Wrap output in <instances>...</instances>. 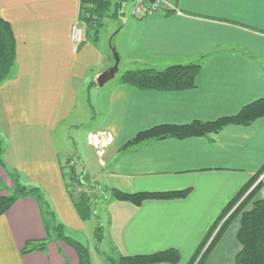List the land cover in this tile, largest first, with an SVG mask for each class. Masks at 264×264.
Wrapping results in <instances>:
<instances>
[{
	"label": "crops",
	"instance_id": "crops-1",
	"mask_svg": "<svg viewBox=\"0 0 264 264\" xmlns=\"http://www.w3.org/2000/svg\"><path fill=\"white\" fill-rule=\"evenodd\" d=\"M116 2L122 3L112 18L124 16L113 39L120 37L115 48L124 68L100 86L99 75L115 59L108 35L87 22L83 42L71 41L79 0H0L17 53L13 76L0 85V197L12 192L11 172L17 171L22 184L42 190L65 234L89 249L82 234L86 221L70 196L63 168H80L86 179L127 193L189 189L184 198L141 205L106 200L116 255L175 249L181 256L176 264H189L225 208L264 167V115L217 133L127 143L157 125L211 122L264 99V0H176L175 9L144 18L130 10L127 15L126 0ZM192 63L202 67L191 89H141L121 81L129 70ZM91 123L85 130L88 145L97 156L90 138L105 147L97 164L79 147L80 127ZM70 136L76 166L69 158L65 162ZM263 197L264 188L256 199ZM240 227L238 215L203 264H235L242 250ZM45 240L44 249L23 252L29 241ZM0 264L80 262L76 250L47 228L38 200L24 196L0 217Z\"/></svg>",
	"mask_w": 264,
	"mask_h": 264
},
{
	"label": "trees",
	"instance_id": "trees-1",
	"mask_svg": "<svg viewBox=\"0 0 264 264\" xmlns=\"http://www.w3.org/2000/svg\"><path fill=\"white\" fill-rule=\"evenodd\" d=\"M89 2L92 6L88 11L92 17H95V19L87 18L86 22L95 26L96 29H98V27L102 25L103 20L109 16L111 6L113 5L116 10L114 12L115 15L119 12L122 3L116 2L115 4H112V0H89ZM16 56V39L11 24L0 15V85L13 76L16 67ZM201 67V63H192L186 65H170L164 69L146 68L129 70L122 75L121 81L133 84L141 89L165 91L191 89L196 87V78L201 71ZM263 115L264 99H259L246 105L238 114L221 117L215 121H195L191 124L184 125H157L153 128L139 132L127 143V147L152 139L205 135L212 132L217 133L229 124L248 125ZM2 153L3 148L0 144V164L4 166ZM72 159L73 158L70 157L69 161ZM263 173L264 167L246 184L236 198L225 208L223 214L195 252L189 264H203L224 229L238 215H241V227L238 233V239L242 245V250L237 255L235 264H264V198L254 200L257 193L264 185V182L262 181L258 184L256 183ZM11 176L13 178L14 188L11 193L0 197V217L3 216L18 199L24 196H33L38 200L41 206H46L47 213L50 217L49 221H46L47 228L49 227L50 229L51 226L52 230L57 232L56 234L61 240L71 245L76 250L80 264H92L88 248L81 242L65 234L64 225L57 221V216L53 212L42 190L37 186H26L22 184L20 175L17 171L11 172ZM64 177L66 181H70L71 184L75 183V168L73 166L69 168L68 173H65L64 170ZM71 184L68 183V187L71 186ZM189 192L190 190L186 189L173 192L127 193L118 189H113V198L141 205L145 200L149 199L184 198ZM70 196L73 199L80 216L84 220L91 216L88 206L89 200L85 194H81L78 200L74 198L72 192H70ZM250 202H253V204L251 208H247ZM225 216H227L226 219L220 225ZM217 228L218 230L216 231ZM215 231L216 233H214ZM46 244V240L29 241L23 252L27 253L35 249H44ZM180 259L181 256L177 250L169 249L149 255H121L117 259L110 260V264H176Z\"/></svg>",
	"mask_w": 264,
	"mask_h": 264
},
{
	"label": "rangeland",
	"instance_id": "rangeland-1",
	"mask_svg": "<svg viewBox=\"0 0 264 264\" xmlns=\"http://www.w3.org/2000/svg\"><path fill=\"white\" fill-rule=\"evenodd\" d=\"M131 3V4H130ZM126 5H124L123 7V11H125L128 15L129 10H131V6L133 4V0H126L125 2ZM109 19L106 20V22H104L102 24V26L98 27V30H100V32L104 35H108V46L111 48L112 52H113V56H114V50L115 52H117L119 54V57L121 59L120 53L118 51L117 48H115L116 43L120 44V37L113 39L115 37V33L116 31L121 27L122 25V17L124 16L123 14H121V17L118 18H112L114 16L113 14V9L111 8L109 11ZM119 22V27L118 28H114L113 25ZM83 27H85V24H83ZM93 31V32H92ZM89 32V37L94 36V30H92ZM86 37V30L84 28V38ZM119 68L120 70H122L124 68V64H119ZM120 75V74H119ZM119 75H117V78H119ZM90 125H93V123L89 124V125H85V126H81L80 128H84L81 129L80 131V137H79V147H80V151L83 155H86V157L88 158V160H90L91 162H93L94 164H97L98 161V156L100 158L104 157V149L105 147L102 146V143H98L96 146V150L97 152H99L98 156L95 155V150L93 147H90L87 143V138H86V129H89ZM68 145L70 146V153L67 152L65 154V162L67 158H73L71 161V165L73 163V165H77L78 160H76V144L72 138V136L69 137V141H68ZM80 168H75L76 170V179L74 181H76L75 183L71 184L70 181H67L69 184H71V186H69V192L73 193V196L76 200L79 199V196L81 194H85L88 197L89 200V209L91 212V216H89L85 221H86V228L82 230V234H83V238L85 239V242H87V246L89 247L88 250H90V258L91 259V263L92 264H110V260L112 259H117L120 256L116 255L113 250L111 249V243H110V239L108 236V230H109V222L111 220V214L109 211V208H107L108 206L106 204L109 203V201L107 202L106 200H108L110 197H113V190L109 189L108 187L104 186L101 181H99L98 179L95 180L96 178L93 179H86L85 177V173H82L79 170ZM95 169V168H94ZM65 173L69 172V168H64ZM261 179H258L257 184L262 181L264 182V173L262 174V176H260ZM264 185L262 186V188L260 189V191L257 193V195L263 190ZM257 195L255 197L254 200H256ZM264 198V197H263ZM253 202H250L249 205L247 206V208H249L250 206H252ZM43 208V213L45 216V221H49L50 217L49 214L47 213V209L45 205H42ZM57 216V214H56ZM102 216V218H101ZM58 218V217H57ZM57 221L59 222V218L57 219ZM81 232V231H80ZM57 232L54 231V235ZM100 237V238H99Z\"/></svg>",
	"mask_w": 264,
	"mask_h": 264
},
{
	"label": "built area",
	"instance_id": "built-area-1",
	"mask_svg": "<svg viewBox=\"0 0 264 264\" xmlns=\"http://www.w3.org/2000/svg\"><path fill=\"white\" fill-rule=\"evenodd\" d=\"M176 0H133L131 6V15L136 18H144L151 16L159 12H167L169 10L175 9ZM91 3L89 0H79V16L77 20L71 26V41L79 45L84 40V27L87 18L92 17L88 11L91 8ZM90 142L97 146L100 143L95 140V136L90 138Z\"/></svg>",
	"mask_w": 264,
	"mask_h": 264
},
{
	"label": "water",
	"instance_id": "water-1",
	"mask_svg": "<svg viewBox=\"0 0 264 264\" xmlns=\"http://www.w3.org/2000/svg\"><path fill=\"white\" fill-rule=\"evenodd\" d=\"M114 59H115L114 65L99 75L97 82L100 86L105 85L108 81L115 78V76L118 72L119 64H120V60H121L119 57V54L117 52H115V50H114Z\"/></svg>",
	"mask_w": 264,
	"mask_h": 264
}]
</instances>
